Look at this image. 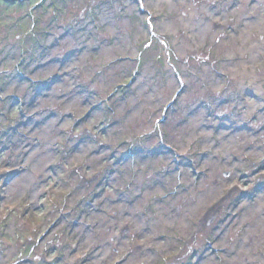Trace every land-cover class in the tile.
Returning <instances> with one entry per match:
<instances>
[{
    "label": "rangeland",
    "instance_id": "1",
    "mask_svg": "<svg viewBox=\"0 0 264 264\" xmlns=\"http://www.w3.org/2000/svg\"><path fill=\"white\" fill-rule=\"evenodd\" d=\"M0 264H264V0H0Z\"/></svg>",
    "mask_w": 264,
    "mask_h": 264
},
{
    "label": "bare ground",
    "instance_id": "2",
    "mask_svg": "<svg viewBox=\"0 0 264 264\" xmlns=\"http://www.w3.org/2000/svg\"><path fill=\"white\" fill-rule=\"evenodd\" d=\"M84 134H86V133H84Z\"/></svg>",
    "mask_w": 264,
    "mask_h": 264
}]
</instances>
